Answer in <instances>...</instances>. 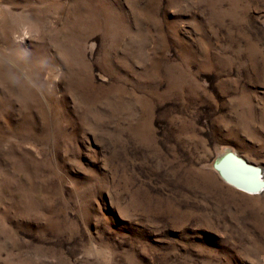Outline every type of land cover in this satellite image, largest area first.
Masks as SVG:
<instances>
[{"label":"rangeland","instance_id":"374dc122","mask_svg":"<svg viewBox=\"0 0 264 264\" xmlns=\"http://www.w3.org/2000/svg\"><path fill=\"white\" fill-rule=\"evenodd\" d=\"M264 0H0V264H264Z\"/></svg>","mask_w":264,"mask_h":264},{"label":"water","instance_id":"95a60500","mask_svg":"<svg viewBox=\"0 0 264 264\" xmlns=\"http://www.w3.org/2000/svg\"><path fill=\"white\" fill-rule=\"evenodd\" d=\"M221 178L229 185L249 194L264 192L262 169L248 163L233 152L224 154L214 165Z\"/></svg>","mask_w":264,"mask_h":264},{"label":"bare ground","instance_id":"6f19581e","mask_svg":"<svg viewBox=\"0 0 264 264\" xmlns=\"http://www.w3.org/2000/svg\"><path fill=\"white\" fill-rule=\"evenodd\" d=\"M261 179L264 180V170L262 169Z\"/></svg>","mask_w":264,"mask_h":264}]
</instances>
